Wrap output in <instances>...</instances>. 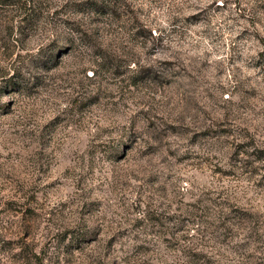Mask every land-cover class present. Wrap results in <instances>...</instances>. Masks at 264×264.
<instances>
[{"label": "rangeland", "instance_id": "1", "mask_svg": "<svg viewBox=\"0 0 264 264\" xmlns=\"http://www.w3.org/2000/svg\"><path fill=\"white\" fill-rule=\"evenodd\" d=\"M0 264H264V0H0Z\"/></svg>", "mask_w": 264, "mask_h": 264}]
</instances>
